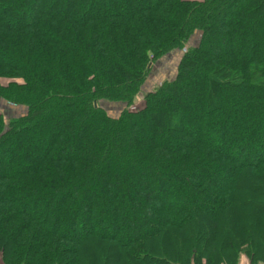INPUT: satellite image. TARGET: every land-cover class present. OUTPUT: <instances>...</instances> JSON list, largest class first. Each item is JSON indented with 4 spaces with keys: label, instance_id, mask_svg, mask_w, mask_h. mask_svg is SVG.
Listing matches in <instances>:
<instances>
[{
    "label": "trees",
    "instance_id": "16d2710c",
    "mask_svg": "<svg viewBox=\"0 0 264 264\" xmlns=\"http://www.w3.org/2000/svg\"><path fill=\"white\" fill-rule=\"evenodd\" d=\"M263 195L264 0H0V264H264Z\"/></svg>",
    "mask_w": 264,
    "mask_h": 264
},
{
    "label": "rangeland",
    "instance_id": "374dc122",
    "mask_svg": "<svg viewBox=\"0 0 264 264\" xmlns=\"http://www.w3.org/2000/svg\"><path fill=\"white\" fill-rule=\"evenodd\" d=\"M183 55L182 52H176L169 57L162 59L158 62H156L154 65H150L152 67L151 70V80L148 82V84L145 86L144 90H142V93L137 97L136 99V105L137 108L142 106L143 103V96L145 93V90L147 88H152L154 85H159L163 79L170 78L172 75L175 74L178 62ZM107 112L111 116H118L119 113L122 111V106L118 104H109V103H102L101 104ZM3 108L4 112L7 114V119H13L18 117L20 114L23 113V108L20 107H13V106H1ZM253 202V206L250 207L246 212L250 213L253 211V209L258 206L261 208L262 211H264V195L257 197L256 199L251 200V203ZM254 216L256 217V220L264 221V217L262 216L261 211H256L254 209ZM201 238V235L199 236ZM209 238V237H208ZM203 240V239H202ZM155 259L158 258V255L153 256Z\"/></svg>",
    "mask_w": 264,
    "mask_h": 264
},
{
    "label": "crops",
    "instance_id": "0c3cea01",
    "mask_svg": "<svg viewBox=\"0 0 264 264\" xmlns=\"http://www.w3.org/2000/svg\"><path fill=\"white\" fill-rule=\"evenodd\" d=\"M239 264H251V263H250V260L246 256H242L240 258Z\"/></svg>",
    "mask_w": 264,
    "mask_h": 264
}]
</instances>
